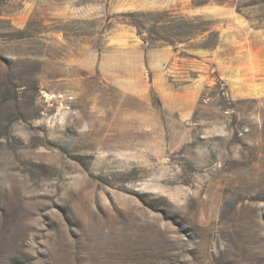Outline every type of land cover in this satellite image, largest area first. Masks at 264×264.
Listing matches in <instances>:
<instances>
[{"label": "rangeland", "instance_id": "1", "mask_svg": "<svg viewBox=\"0 0 264 264\" xmlns=\"http://www.w3.org/2000/svg\"><path fill=\"white\" fill-rule=\"evenodd\" d=\"M0 264H264V0H0Z\"/></svg>", "mask_w": 264, "mask_h": 264}]
</instances>
